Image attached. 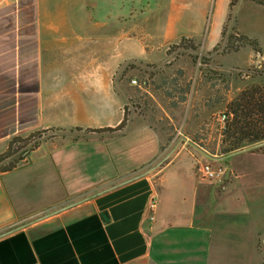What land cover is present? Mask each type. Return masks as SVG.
<instances>
[{
	"label": "crops",
	"instance_id": "crops-1",
	"mask_svg": "<svg viewBox=\"0 0 264 264\" xmlns=\"http://www.w3.org/2000/svg\"><path fill=\"white\" fill-rule=\"evenodd\" d=\"M98 1L0 0V155L14 137L66 132L0 172V264H264V153H167L140 119L85 133L122 123L124 66L152 62ZM209 1L171 0L163 45L193 39L177 27ZM204 160L221 183L197 174Z\"/></svg>",
	"mask_w": 264,
	"mask_h": 264
},
{
	"label": "rangeland",
	"instance_id": "rangeland-1",
	"mask_svg": "<svg viewBox=\"0 0 264 264\" xmlns=\"http://www.w3.org/2000/svg\"><path fill=\"white\" fill-rule=\"evenodd\" d=\"M232 1L211 0L204 18L193 14L184 18L177 28L194 38L168 45L160 36L169 24L171 0L98 1L113 15L121 9L130 36L149 47L146 58L152 62L133 57L124 66L130 97L126 122L149 123L163 135L167 153L181 150L200 160L196 148L220 154L224 129L220 117L226 105L241 90L264 85V6L245 0L230 5ZM242 37L254 44L241 45ZM132 80L137 84H131ZM65 134L38 132L31 143ZM185 138L192 146L182 145L180 139ZM201 163L215 166L209 160Z\"/></svg>",
	"mask_w": 264,
	"mask_h": 264
},
{
	"label": "trees",
	"instance_id": "trees-1",
	"mask_svg": "<svg viewBox=\"0 0 264 264\" xmlns=\"http://www.w3.org/2000/svg\"><path fill=\"white\" fill-rule=\"evenodd\" d=\"M237 0H233V5ZM264 6V0H245ZM9 11L6 7L3 12ZM242 44H254L242 37ZM193 42V40L191 41ZM226 120L221 140V154L228 155L248 147L255 152L264 153V85L255 84L241 90L225 108ZM126 112L122 123L114 129L85 130L86 134H115L125 127ZM53 131V130H49ZM76 131H80L77 129ZM48 132V131H39ZM32 133L26 138L14 137L10 140L7 150L0 155V172H10L25 161L27 156L38 147L42 140L31 143L35 137ZM44 140V139H43ZM22 144V145H20ZM29 144V145H28ZM8 162V163H6Z\"/></svg>",
	"mask_w": 264,
	"mask_h": 264
},
{
	"label": "built area",
	"instance_id": "built-area-1",
	"mask_svg": "<svg viewBox=\"0 0 264 264\" xmlns=\"http://www.w3.org/2000/svg\"><path fill=\"white\" fill-rule=\"evenodd\" d=\"M131 84L136 85L137 82L135 80L131 81ZM220 120L222 123L225 122L226 117L225 115H221ZM198 174L202 179H205L210 182H217L221 183L224 177V169L221 167H215L210 164H201L198 168ZM155 207V203L152 201L148 206V211L151 213ZM152 220V217H149Z\"/></svg>",
	"mask_w": 264,
	"mask_h": 264
}]
</instances>
